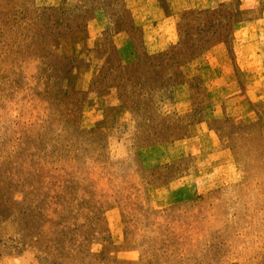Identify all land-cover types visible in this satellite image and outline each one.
I'll return each instance as SVG.
<instances>
[{"label":"rangeland","instance_id":"374dc122","mask_svg":"<svg viewBox=\"0 0 264 264\" xmlns=\"http://www.w3.org/2000/svg\"><path fill=\"white\" fill-rule=\"evenodd\" d=\"M263 5L0 0V264H264Z\"/></svg>","mask_w":264,"mask_h":264},{"label":"crops","instance_id":"0c3cea01","mask_svg":"<svg viewBox=\"0 0 264 264\" xmlns=\"http://www.w3.org/2000/svg\"><path fill=\"white\" fill-rule=\"evenodd\" d=\"M246 7H244V9ZM240 25H238L239 28L236 29L235 31L236 34H235L234 42H235L236 51L239 49V47L241 48L242 46V44L240 45V43L238 42V40H240L241 37L240 36L237 37V33H240L247 36V39L245 41V46H243V50H244L243 52H245L244 56L246 58L262 57V50H261L262 42H260L259 39L262 38L264 34V5L262 8L260 19L253 21H246L244 24L240 23ZM260 51L261 53H259Z\"/></svg>","mask_w":264,"mask_h":264}]
</instances>
